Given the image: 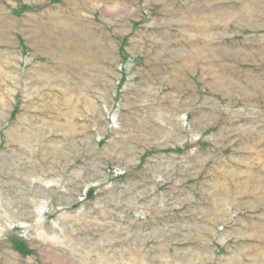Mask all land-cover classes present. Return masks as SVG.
Returning a JSON list of instances; mask_svg holds the SVG:
<instances>
[{"label":"rangeland","instance_id":"374dc122","mask_svg":"<svg viewBox=\"0 0 264 264\" xmlns=\"http://www.w3.org/2000/svg\"><path fill=\"white\" fill-rule=\"evenodd\" d=\"M0 264H264V0H0Z\"/></svg>","mask_w":264,"mask_h":264}]
</instances>
